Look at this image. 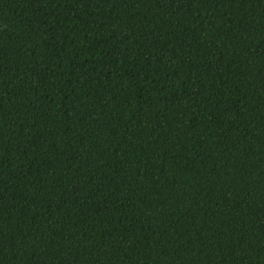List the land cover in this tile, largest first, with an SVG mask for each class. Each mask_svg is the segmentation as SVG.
Here are the masks:
<instances>
[{
  "label": "trees",
  "instance_id": "16d2710c",
  "mask_svg": "<svg viewBox=\"0 0 264 264\" xmlns=\"http://www.w3.org/2000/svg\"><path fill=\"white\" fill-rule=\"evenodd\" d=\"M0 264H264V0H0Z\"/></svg>",
  "mask_w": 264,
  "mask_h": 264
}]
</instances>
